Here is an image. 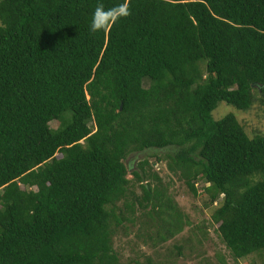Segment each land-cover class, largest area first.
I'll use <instances>...</instances> for the list:
<instances>
[{"label":"trees","instance_id":"16d2710c","mask_svg":"<svg viewBox=\"0 0 264 264\" xmlns=\"http://www.w3.org/2000/svg\"><path fill=\"white\" fill-rule=\"evenodd\" d=\"M122 2L0 0V264H126L112 238L136 207L155 241L179 232L148 159L126 162L148 150L194 194L207 183L235 258L264 250V134L212 116L264 102V0H130L90 31L98 3Z\"/></svg>","mask_w":264,"mask_h":264},{"label":"rangeland","instance_id":"374dc122","mask_svg":"<svg viewBox=\"0 0 264 264\" xmlns=\"http://www.w3.org/2000/svg\"><path fill=\"white\" fill-rule=\"evenodd\" d=\"M144 86L148 81L144 80ZM233 113L248 135L264 134V102L257 100L248 110H237L224 101L218 103L212 111L215 119ZM57 121L50 122L56 128ZM165 156V149L157 151ZM151 150L131 154L126 162H131L132 168L139 160L148 159L152 172L160 178L159 187L165 189L171 198L175 211L182 217V229L164 242H157V230H160L159 220L149 215L141 216L136 207L137 219L135 222L125 221L114 230L113 247L119 254L122 263L133 264L134 261L145 263L148 259L157 264H261L264 262V250L248 254L242 258H235L225 243L219 237L217 224L211 215L214 206L209 205V196L204 191L207 186L202 179H196L194 194L184 182L178 172L170 170L165 157L158 162L150 156ZM60 156L59 153L56 154ZM128 178L132 177L128 172ZM154 184V183H152ZM132 189L138 196L142 195L139 184ZM129 215V213H126Z\"/></svg>","mask_w":264,"mask_h":264},{"label":"clouds","instance_id":"9594fccd","mask_svg":"<svg viewBox=\"0 0 264 264\" xmlns=\"http://www.w3.org/2000/svg\"><path fill=\"white\" fill-rule=\"evenodd\" d=\"M131 15L130 0L106 8L103 3H98L92 14L90 31L107 33L122 18Z\"/></svg>","mask_w":264,"mask_h":264}]
</instances>
